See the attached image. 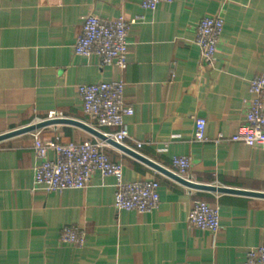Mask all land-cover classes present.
Returning a JSON list of instances; mask_svg holds the SVG:
<instances>
[{
	"label": "crops",
	"instance_id": "1",
	"mask_svg": "<svg viewBox=\"0 0 264 264\" xmlns=\"http://www.w3.org/2000/svg\"><path fill=\"white\" fill-rule=\"evenodd\" d=\"M142 1L0 0V135L50 121L52 113L112 135L84 113L79 87L123 79L134 111L125 117L131 140L124 147L169 172L174 157H189L197 185L264 193V150L216 143L238 132L250 83L264 72V0H175L156 11L143 10ZM89 15L138 20L124 72L75 56ZM217 16L225 21L222 41L206 67L194 32ZM199 118L207 122L206 143L193 141ZM38 132L64 143L99 141L61 123L0 142V264H243L249 249L264 245V199L190 189L108 144L104 152L122 164L126 183H159L157 212L115 210L113 177L48 192L34 181ZM196 202L219 210L217 234L189 226ZM66 226L85 232L83 248L60 243Z\"/></svg>",
	"mask_w": 264,
	"mask_h": 264
},
{
	"label": "built area",
	"instance_id": "2",
	"mask_svg": "<svg viewBox=\"0 0 264 264\" xmlns=\"http://www.w3.org/2000/svg\"><path fill=\"white\" fill-rule=\"evenodd\" d=\"M174 1L143 0L141 8L156 11L160 5H171ZM137 23V19H127L124 15L113 20L89 15L73 47L75 56H93L102 67L114 66L124 72L128 68L130 35ZM224 27L225 21L221 16L206 17L198 23L194 32V44L199 48L202 65L213 66ZM249 94L244 121L238 132L230 138L220 134L216 143H242L249 149L264 150V72L252 79ZM79 95L84 113L96 121L99 129L116 130L112 135H105L106 137L120 145L131 140L125 117L132 116L134 111L125 100L123 79L111 83L83 85L79 87ZM54 119H61V115L52 113L49 120ZM206 126L205 119L195 120L194 142L208 141ZM106 145L102 141L64 143L58 134L52 140H45L39 132L34 134L33 150L39 161L34 168L35 185L44 187L48 192L62 193L87 188L95 175L113 177L117 188L113 204L115 210L139 214L157 212L161 203L159 183L151 180L126 183L122 164L110 160L104 152ZM135 145L140 149L143 143L136 142ZM50 152L54 154V159L49 158ZM172 164V173L186 181H192L189 157H174ZM188 224L195 229L217 234L221 228L220 212L205 202H196L189 215ZM86 238L81 228L66 226L61 230L59 241L65 246L83 248ZM243 264H264V245L249 249L245 253Z\"/></svg>",
	"mask_w": 264,
	"mask_h": 264
},
{
	"label": "water",
	"instance_id": "3",
	"mask_svg": "<svg viewBox=\"0 0 264 264\" xmlns=\"http://www.w3.org/2000/svg\"><path fill=\"white\" fill-rule=\"evenodd\" d=\"M61 123H67V124H71V125H75L78 127H81L82 129L86 130L87 132H89L92 136H94L96 139H98L99 141L105 142L108 145H111L117 149H119L120 151H122L123 153L130 155L132 157H134L135 159L141 161L142 163L150 166L151 168L175 179L176 181H178L179 183H181L182 185L187 186L190 189H195V190H204V191H209V192H213V193H219V194H232V195H240V196H246V197H252V198H259V199H264V193H256V192H249V191H241V190H237V189H229V188H217L214 186H201V185H197L195 183L186 181L180 177H178L177 175H175L172 172H169L163 168H161L160 166L156 165L155 163L149 161L148 159L142 157L140 154L124 147L123 145H120L116 142H114L113 140L109 139L108 137H106L103 133L92 129L86 125H83L81 123H77L74 121H69V120H62V119H54V120H50V121H45L42 123H38L35 125H31L29 127H25L23 129H19L16 131H13L11 133H7L4 135H0V142L9 140L11 138L20 136V135H24V134H29V133H33L36 132L38 130H41L42 128L48 127V126H53L56 124H61Z\"/></svg>",
	"mask_w": 264,
	"mask_h": 264
}]
</instances>
